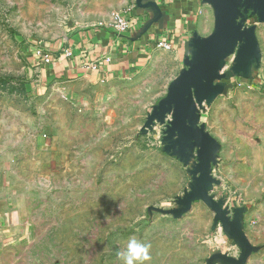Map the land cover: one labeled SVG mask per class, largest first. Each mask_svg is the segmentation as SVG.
<instances>
[{
  "label": "rangeland",
  "instance_id": "374dc122",
  "mask_svg": "<svg viewBox=\"0 0 264 264\" xmlns=\"http://www.w3.org/2000/svg\"><path fill=\"white\" fill-rule=\"evenodd\" d=\"M105 1L0 0V135L23 176L10 184L46 190L30 195L40 239L13 264H123L130 238L150 245L145 264H264L263 198L240 184L254 148L232 130L252 87L218 100V81L189 83L190 66L162 49L98 82L49 77L35 57V44L54 56L72 30L104 23ZM234 197L240 236L213 206L232 218Z\"/></svg>",
  "mask_w": 264,
  "mask_h": 264
},
{
  "label": "crops",
  "instance_id": "0c3cea01",
  "mask_svg": "<svg viewBox=\"0 0 264 264\" xmlns=\"http://www.w3.org/2000/svg\"><path fill=\"white\" fill-rule=\"evenodd\" d=\"M243 1L252 4L254 10L236 17L235 22H242V26L231 27L209 66L215 70L213 82L218 81V100L224 90L254 89L246 101L238 99L240 105H247L241 113L246 119H233L232 130L237 132L238 145L254 148L248 150L243 166L246 177L240 178L245 182L240 184L250 200L262 196L264 207V0ZM227 10L226 0H106L104 23H110L113 11H119L128 21L127 28L72 30L45 72L49 77H85L91 82L133 76L145 66L159 42L169 43V51L193 67L208 51V42L219 30ZM7 147L5 135H0V264H13L14 258L24 256L26 246L39 241L35 232L42 223L35 217L39 209L32 207L30 195L46 192L21 190L20 185L10 184V179L21 180L23 176L22 171L14 170L17 157L12 159ZM40 159H34L38 163L35 169L44 171L45 160L41 164ZM29 169L26 166L27 172Z\"/></svg>",
  "mask_w": 264,
  "mask_h": 264
},
{
  "label": "water",
  "instance_id": "95a60500",
  "mask_svg": "<svg viewBox=\"0 0 264 264\" xmlns=\"http://www.w3.org/2000/svg\"><path fill=\"white\" fill-rule=\"evenodd\" d=\"M226 3L228 7L227 14L215 36L208 42V51L203 53L202 60H200L197 65L190 67L189 69L190 73L188 75V81L191 84H196L195 80L204 81L206 83L210 82V84L213 82L212 77L215 70L214 67L209 66V63L216 54L218 44L225 38L232 26H242V22L240 24L235 22L237 16L241 15L245 17L249 10H254L251 7L252 4L245 3L243 0H226ZM213 206L216 209L218 221L223 224L224 228L228 229L231 234L240 236V218L245 207L234 208L231 213L233 214V217L230 218L227 215L229 210L223 209L221 204L215 202L213 203Z\"/></svg>",
  "mask_w": 264,
  "mask_h": 264
},
{
  "label": "built area",
  "instance_id": "2783aa9c",
  "mask_svg": "<svg viewBox=\"0 0 264 264\" xmlns=\"http://www.w3.org/2000/svg\"><path fill=\"white\" fill-rule=\"evenodd\" d=\"M99 26L114 28L115 30L123 31L127 28L128 21L124 18V15L122 12L117 11L114 13L112 21L110 23H102L101 22L99 24ZM156 48L162 49V50H170L171 45L167 42H159L156 45ZM33 52H34V55L38 59L39 62L48 64V63H51L52 60L54 59V56L50 52L44 50L41 45L35 44V46H33ZM236 201H237L238 206L241 205L238 202L237 198L234 197L232 199V201H230V203H231L230 209H232V210L234 209V207L236 205V203H235Z\"/></svg>",
  "mask_w": 264,
  "mask_h": 264
},
{
  "label": "clouds",
  "instance_id": "9594fccd",
  "mask_svg": "<svg viewBox=\"0 0 264 264\" xmlns=\"http://www.w3.org/2000/svg\"><path fill=\"white\" fill-rule=\"evenodd\" d=\"M123 264H145L151 261L150 245L130 238L126 249L120 253Z\"/></svg>",
  "mask_w": 264,
  "mask_h": 264
}]
</instances>
